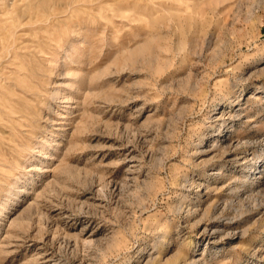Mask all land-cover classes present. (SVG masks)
Instances as JSON below:
<instances>
[{
	"label": "rangeland",
	"instance_id": "1",
	"mask_svg": "<svg viewBox=\"0 0 264 264\" xmlns=\"http://www.w3.org/2000/svg\"><path fill=\"white\" fill-rule=\"evenodd\" d=\"M264 264V0H0V264Z\"/></svg>",
	"mask_w": 264,
	"mask_h": 264
},
{
	"label": "bare ground",
	"instance_id": "2",
	"mask_svg": "<svg viewBox=\"0 0 264 264\" xmlns=\"http://www.w3.org/2000/svg\"><path fill=\"white\" fill-rule=\"evenodd\" d=\"M190 264V263H189Z\"/></svg>",
	"mask_w": 264,
	"mask_h": 264
}]
</instances>
